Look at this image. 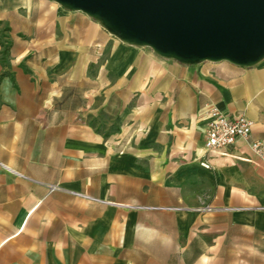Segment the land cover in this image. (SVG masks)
<instances>
[{"label": "crops", "instance_id": "crops-1", "mask_svg": "<svg viewBox=\"0 0 264 264\" xmlns=\"http://www.w3.org/2000/svg\"><path fill=\"white\" fill-rule=\"evenodd\" d=\"M212 104L264 139V58L183 62L0 0V264H264V161L207 149Z\"/></svg>", "mask_w": 264, "mask_h": 264}, {"label": "water", "instance_id": "water-1", "mask_svg": "<svg viewBox=\"0 0 264 264\" xmlns=\"http://www.w3.org/2000/svg\"><path fill=\"white\" fill-rule=\"evenodd\" d=\"M123 40L183 62L264 58V0H55Z\"/></svg>", "mask_w": 264, "mask_h": 264}, {"label": "built area", "instance_id": "built-area-1", "mask_svg": "<svg viewBox=\"0 0 264 264\" xmlns=\"http://www.w3.org/2000/svg\"><path fill=\"white\" fill-rule=\"evenodd\" d=\"M207 139L206 147L209 151L227 149L235 146L238 141H246L254 155L264 161V139L253 138V121L246 115L240 114L230 118L216 105L207 108ZM202 165L210 168L209 163L203 162ZM88 197L84 194H79ZM214 208L207 206L204 210L209 212Z\"/></svg>", "mask_w": 264, "mask_h": 264}, {"label": "rangeland", "instance_id": "rangeland-1", "mask_svg": "<svg viewBox=\"0 0 264 264\" xmlns=\"http://www.w3.org/2000/svg\"><path fill=\"white\" fill-rule=\"evenodd\" d=\"M2 44L4 46V49H5V47H8L5 40L2 41ZM3 56L6 57V53Z\"/></svg>", "mask_w": 264, "mask_h": 264}, {"label": "trees", "instance_id": "trees-1", "mask_svg": "<svg viewBox=\"0 0 264 264\" xmlns=\"http://www.w3.org/2000/svg\"><path fill=\"white\" fill-rule=\"evenodd\" d=\"M7 50H8V47H5L3 53H4V54L7 53Z\"/></svg>", "mask_w": 264, "mask_h": 264}]
</instances>
